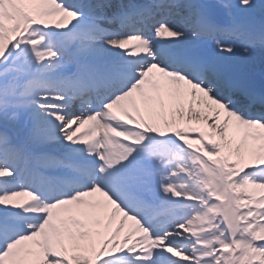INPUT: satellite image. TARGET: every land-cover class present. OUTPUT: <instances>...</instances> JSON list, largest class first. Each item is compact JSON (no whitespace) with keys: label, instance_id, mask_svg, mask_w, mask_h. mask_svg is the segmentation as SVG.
I'll return each instance as SVG.
<instances>
[{"label":"snow or ice","instance_id":"obj_1","mask_svg":"<svg viewBox=\"0 0 264 264\" xmlns=\"http://www.w3.org/2000/svg\"><path fill=\"white\" fill-rule=\"evenodd\" d=\"M0 264H264V2L0 0Z\"/></svg>","mask_w":264,"mask_h":264},{"label":"bare ground","instance_id":"obj_2","mask_svg":"<svg viewBox=\"0 0 264 264\" xmlns=\"http://www.w3.org/2000/svg\"><path fill=\"white\" fill-rule=\"evenodd\" d=\"M260 2H262V1H260ZM86 128H87V126H85Z\"/></svg>","mask_w":264,"mask_h":264}]
</instances>
